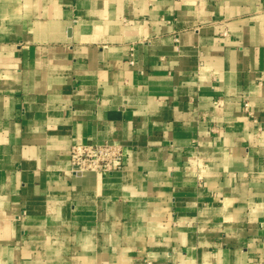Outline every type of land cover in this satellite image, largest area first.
<instances>
[{
  "label": "crops",
  "instance_id": "crops-1",
  "mask_svg": "<svg viewBox=\"0 0 264 264\" xmlns=\"http://www.w3.org/2000/svg\"><path fill=\"white\" fill-rule=\"evenodd\" d=\"M0 264H264V0H0Z\"/></svg>",
  "mask_w": 264,
  "mask_h": 264
},
{
  "label": "built area",
  "instance_id": "built-area-1",
  "mask_svg": "<svg viewBox=\"0 0 264 264\" xmlns=\"http://www.w3.org/2000/svg\"><path fill=\"white\" fill-rule=\"evenodd\" d=\"M248 103L245 109L248 111ZM70 171L74 174L82 172L113 173L123 169L125 150L118 142L104 143L84 142L71 146Z\"/></svg>",
  "mask_w": 264,
  "mask_h": 264
}]
</instances>
